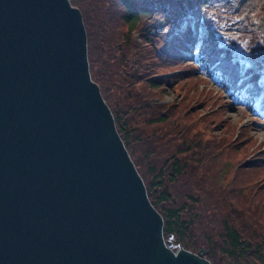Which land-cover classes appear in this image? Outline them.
<instances>
[{"label": "water", "instance_id": "95a60500", "mask_svg": "<svg viewBox=\"0 0 264 264\" xmlns=\"http://www.w3.org/2000/svg\"><path fill=\"white\" fill-rule=\"evenodd\" d=\"M69 0H0V264H211L172 249Z\"/></svg>", "mask_w": 264, "mask_h": 264}, {"label": "trees", "instance_id": "16d2710c", "mask_svg": "<svg viewBox=\"0 0 264 264\" xmlns=\"http://www.w3.org/2000/svg\"><path fill=\"white\" fill-rule=\"evenodd\" d=\"M220 1L69 0L82 15L90 77L150 203L162 216L164 239L172 249H203L202 257L211 264H264V153H249L253 137L248 129L228 140L214 133L228 132L225 122L208 117L202 130L194 129L186 120L193 111L186 117L185 105L146 101L149 94L163 97L178 82L198 76L190 63L198 43L196 55H202L207 74L216 76L221 90L264 116V105L252 106L258 84L246 81L213 32L198 39L192 18L183 24V15L199 6L202 23L209 27L207 7ZM160 16L165 19L161 29ZM164 70L171 72L155 74ZM240 87L247 89L245 94ZM167 126L173 127L171 136L161 131Z\"/></svg>", "mask_w": 264, "mask_h": 264}, {"label": "rangeland", "instance_id": "374dc122", "mask_svg": "<svg viewBox=\"0 0 264 264\" xmlns=\"http://www.w3.org/2000/svg\"><path fill=\"white\" fill-rule=\"evenodd\" d=\"M192 15H197V13L194 12ZM206 16L210 21L209 27L200 23L198 39L210 29L220 41V46L223 45L222 50H229L232 57L235 54V59L241 60L242 68H249L246 73L249 76L248 81L252 80L255 75L254 80L264 83V57L262 56L264 54V0H221L207 9ZM136 36L137 34L134 33L133 37L137 38ZM197 46L198 43H195L193 48L195 55L190 63L197 69L198 76L178 82L173 88L168 89L163 97L149 94L146 101L154 105H182V107L185 105L183 111L186 112V117L188 112L193 111L186 120L194 129L200 130L203 127V119L208 120V117L222 125L225 122L226 127L229 128L228 132L227 130H214V133L221 137L225 136L228 140L235 139L240 127L248 129L244 131L254 136L250 139L252 142L249 145V153L251 154V151L257 147V149L264 150V116H258L252 112L247 107L246 101L238 102L236 99H231L226 92L221 90L216 76L207 74L202 55H196ZM255 53L259 57L255 56ZM247 56L250 60L245 61L244 58ZM164 71H158L155 74H170L171 72ZM143 94L146 93L143 92ZM255 104L264 105V88ZM172 130L171 126L161 129L162 133L170 136ZM199 132L202 133V131ZM203 134L206 138L210 133L206 130ZM232 169L233 165L225 174L226 180L233 172ZM216 264L228 263L224 261L216 262Z\"/></svg>", "mask_w": 264, "mask_h": 264}, {"label": "bare ground", "instance_id": "6f19581e", "mask_svg": "<svg viewBox=\"0 0 264 264\" xmlns=\"http://www.w3.org/2000/svg\"><path fill=\"white\" fill-rule=\"evenodd\" d=\"M242 129H243V128L240 127L239 134H240V132H241ZM249 136L254 137L253 135H251V133H249ZM257 148H258V147H257ZM257 148H254L253 151L256 150ZM263 153H264V152H263Z\"/></svg>", "mask_w": 264, "mask_h": 264}]
</instances>
